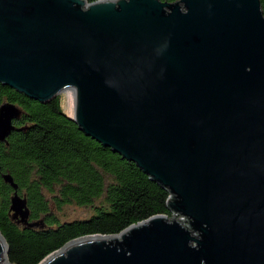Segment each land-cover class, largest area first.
Masks as SVG:
<instances>
[{
	"label": "water",
	"instance_id": "1",
	"mask_svg": "<svg viewBox=\"0 0 264 264\" xmlns=\"http://www.w3.org/2000/svg\"><path fill=\"white\" fill-rule=\"evenodd\" d=\"M0 84L42 104L64 94L82 132L171 194L172 217L40 264H264L261 0H0ZM17 117L1 108L0 142Z\"/></svg>",
	"mask_w": 264,
	"mask_h": 264
},
{
	"label": "trees",
	"instance_id": "2",
	"mask_svg": "<svg viewBox=\"0 0 264 264\" xmlns=\"http://www.w3.org/2000/svg\"><path fill=\"white\" fill-rule=\"evenodd\" d=\"M65 101L61 94L42 104L0 84V110H18L13 132L0 142V231L12 264H40L83 236L119 234L153 216H173L169 190L82 132ZM15 192L26 204V220L11 210ZM66 205L92 214L63 221Z\"/></svg>",
	"mask_w": 264,
	"mask_h": 264
},
{
	"label": "rangeland",
	"instance_id": "3",
	"mask_svg": "<svg viewBox=\"0 0 264 264\" xmlns=\"http://www.w3.org/2000/svg\"><path fill=\"white\" fill-rule=\"evenodd\" d=\"M92 209L89 207H81L77 205H66L63 207L61 212V219L65 220H76L90 217Z\"/></svg>",
	"mask_w": 264,
	"mask_h": 264
},
{
	"label": "bare ground",
	"instance_id": "4",
	"mask_svg": "<svg viewBox=\"0 0 264 264\" xmlns=\"http://www.w3.org/2000/svg\"><path fill=\"white\" fill-rule=\"evenodd\" d=\"M1 258H2V259L4 258V255H3V254H2ZM8 260H9V258H8ZM9 263L12 264V263L10 262V260H9ZM2 264H4V261H2Z\"/></svg>",
	"mask_w": 264,
	"mask_h": 264
}]
</instances>
